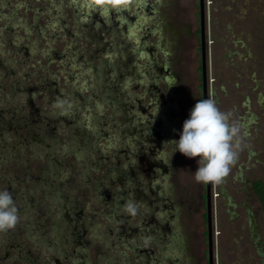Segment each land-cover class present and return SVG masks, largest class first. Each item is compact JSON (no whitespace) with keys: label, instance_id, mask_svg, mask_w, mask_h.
Instances as JSON below:
<instances>
[{"label":"rangeland","instance_id":"rangeland-1","mask_svg":"<svg viewBox=\"0 0 264 264\" xmlns=\"http://www.w3.org/2000/svg\"><path fill=\"white\" fill-rule=\"evenodd\" d=\"M78 1L0 0V191H9L16 207L28 210L25 218L18 213L19 222L14 229L0 232V243H43L42 247H46L52 243L48 234L55 229L49 218L54 214L61 217L64 212L56 209L66 204L74 207V202L81 199L84 219L91 222H86L84 244L77 249L83 259L77 258L76 264H110V98L103 97L101 101L99 82L93 79L95 74L101 77L104 71L105 86L110 85V67L116 69L113 64L119 59L110 51V29L93 39L95 47L87 46L85 40L89 37L79 38L81 17L83 23L94 29L103 25L109 28L110 12L104 24L98 19L84 22L92 11H101L87 8L86 0H82L81 13ZM146 4L160 14H140L138 20L143 26L147 22L146 27L157 32L143 45L139 41L142 28L137 29L134 35L139 37L138 43L125 53H131L136 60L129 64L125 75L132 78L135 73L140 74L148 87L151 80L163 88L159 73L148 64L160 61L164 53L172 54L171 61L177 66L174 69L182 74L179 93L184 101L178 103L180 113L167 109L158 116V109L153 108L151 113L155 117L147 114V122L155 124L158 116L159 123L170 121V127L175 128L177 120H181L182 129L190 115L188 108L202 95L200 0H133L128 5L129 14L134 15ZM263 11L264 0H206L209 98L222 111L233 113L242 127L246 145L226 181L213 186L214 264H264V203L256 186L260 183L264 188ZM143 18L146 20L142 21ZM162 24L163 35H159ZM87 30L83 27L81 32ZM159 43L162 50H169L154 49ZM61 53L64 60L59 59ZM134 86L132 83L131 88ZM78 90L82 91V98L75 94ZM105 90L102 95L110 93V89ZM147 90L130 95L140 97ZM96 115L105 117L100 125L94 124ZM66 120L73 122L69 129ZM89 126L93 134H105L108 141L99 143L98 153L85 150L81 157L85 162L79 164V157L72 152L75 140L67 136L76 127L84 131ZM173 150L170 147L166 154L169 164L177 163L176 184L163 178H142V190L151 198L155 194H171L173 185L178 203L183 197L196 199L206 188L193 179L199 158L189 159L179 152L173 154ZM66 152L69 155H64ZM93 161L103 167H89L87 162ZM103 177L105 182L98 185ZM54 194H63L68 201L61 197L56 206L51 203ZM178 203L175 204L179 208ZM188 207L190 210L191 205ZM188 212L185 209L186 215L172 223L173 231L179 233V242L172 243L173 259L164 264H210L208 227L203 222L202 210ZM160 214L163 216V212ZM24 220H28L25 228L20 227ZM72 230V226L66 230L62 224L58 243H72L68 240ZM41 251L43 248L34 254L46 260Z\"/></svg>","mask_w":264,"mask_h":264},{"label":"flooded vegetation","instance_id":"flooded-vegetation-1","mask_svg":"<svg viewBox=\"0 0 264 264\" xmlns=\"http://www.w3.org/2000/svg\"><path fill=\"white\" fill-rule=\"evenodd\" d=\"M78 2V11L82 13L83 1L79 0ZM152 8L154 7L149 6L147 8V4L142 7L140 6L138 8L139 11L137 12L136 10L134 15L129 14L128 6L120 11H110L109 28L103 25L102 28L94 29L83 23L81 17L79 22L80 27H88L89 30L84 33L81 32L83 27L78 28L80 39L81 37L90 38L89 40H85L88 47H91L92 44L94 45L92 41L94 42L93 39L95 37L99 38L101 33H108L107 30L110 29V35L113 37V40L110 41V51L115 52L119 59V62L117 61L116 64H113V68L116 69L110 67V80L108 81L107 79L110 85L105 86V79L102 77L104 71H102L101 77L95 74L93 79V81L99 82L97 86L100 88L99 93L101 95L99 98L101 101L103 97L110 98V264H164V261L169 262L171 260L170 258H172L170 253H173L171 247L174 244L172 245V243L179 242V233L173 231L172 223L176 222L181 216L186 215L187 212L184 213L185 209L189 211L188 213L202 210V219L209 231L208 213L212 207L213 226V198L210 200L208 198V185H206V188H202L201 193L197 195L198 197L196 199H186L183 197L179 199V203L175 195H173V185L170 189L171 194H155V196H151L152 199L142 190V180L140 181L142 178L146 180L163 178L164 181H170L172 184H176L178 180L177 163L172 161L169 164L170 157L166 152L170 147H174L169 142L179 140L182 121L177 120L178 126L173 128L170 127V121H163L162 124L159 123L158 116L163 113L162 110H170L179 114L180 107L178 103L184 101L181 96L182 94L179 93L182 74L175 71L174 68L177 66L171 61L173 60L172 54L164 53L161 55L160 61L154 60V63L148 64V67L152 68L151 70L159 73L158 81L163 83V88L151 80H149L151 83L148 87L143 83V77L140 74L135 73V77L132 78L125 75V71L130 68L128 67L130 66L129 64L133 60H136V58L130 56L131 53L129 55H125V53L126 51H131V48L138 43L136 41L138 36L136 37L134 35L135 32L138 33L137 29L140 30L142 28V35L139 41H142L143 45L146 40L150 39L157 32H153L152 27L147 28V22L143 26L138 20L140 14L147 16L149 13L148 15L153 17L160 14L155 10L151 11ZM102 12L104 11H92V16L86 15L87 19H84V22H93L94 19H98L99 22L104 24V18H109V13ZM54 13L58 12L54 11ZM51 15L53 16L54 14L52 13ZM88 18L90 19L88 20ZM143 20L145 21L146 19L143 18ZM106 28L107 30H105ZM158 29L159 35H163L164 25H160ZM70 36L77 37L72 34ZM160 42L164 46L162 38ZM161 44L159 43L154 49L164 51L161 48ZM101 48L104 47L101 46ZM147 49L145 48V50ZM59 59L64 60V54L61 53ZM83 61L87 62L86 60ZM63 62L61 64H64ZM83 74L82 76H84ZM85 75L87 77V74ZM132 83L135 85L134 88H131ZM106 88L110 89V93L108 92V94L102 95L103 91H106ZM144 88L148 90L142 96L131 97V93H135ZM201 89L202 95L198 96V99H204L203 81L201 83ZM75 94L82 98L83 93L81 90L76 91ZM207 94L209 98V84L207 85ZM147 99H149L148 104H146ZM171 100L175 102L173 105L170 104ZM193 107L194 105L188 109H192ZM153 108L158 109L155 124L154 121L153 124L152 122H147V114L155 117L151 113ZM166 114L168 116L167 112ZM102 120H105V117L96 115V122L94 124L100 125ZM65 122V126L69 129L70 122L72 121L66 120ZM1 133L2 129L0 130ZM71 135L69 137L67 136V139L72 138L75 140L76 148L72 152L79 157L77 158L79 164L85 162L81 159L85 150L98 153L100 151L98 149L99 143L104 140L108 141L105 138V134H100V136L96 133L93 134L92 127L90 126L84 131L76 127ZM64 155H69V153L66 152ZM87 163L90 164L89 167L94 166L98 170L103 167V164L100 165L96 161ZM59 164L61 163L59 162ZM104 179L105 177L102 178L98 185L103 181L105 182ZM212 193L213 185H211L210 189V194ZM61 197H64L65 202L68 201L63 194H54L51 197L53 199L51 203L58 206L59 203L57 201ZM80 201L81 199L75 201L74 207L69 208L68 204H66L61 209H56L59 212H64L61 217L54 214L49 218L52 227L55 225V229L48 234L52 238V243H48L46 247H42L44 245L43 243H31L32 245L30 246L29 243H25V246L24 243L22 245L18 242L0 243V264L3 262H7L8 264H52V261L56 264H76L77 258L82 260L83 255L77 249H81L84 244L82 241L84 240V234L86 232L85 225L90 220L86 221L84 219L85 213L79 204ZM129 201L135 202L138 208L137 215L134 217L127 215L123 210L124 205ZM158 202L161 205L157 206ZM175 203L180 204V207L178 208ZM154 204L156 206H153ZM189 205H191V212L188 207ZM27 212L26 207L18 208V213L21 216L24 215L23 218H25ZM160 212H163V216H161ZM36 219L41 221L44 220V217L36 216ZM106 221L108 220L106 219ZM26 222L28 220H24V223L22 222L23 224L20 227H27ZM62 224L66 225V230L67 226L73 227V230L69 232L70 237L68 239L72 243H58L56 240L58 236H61L58 229L61 228ZM40 248H43L41 252L47 258L46 260H42V258H38L34 254ZM181 248L186 250L183 245ZM9 256L11 257L8 258ZM176 260L179 261V257Z\"/></svg>","mask_w":264,"mask_h":264},{"label":"clouds","instance_id":"clouds-1","mask_svg":"<svg viewBox=\"0 0 264 264\" xmlns=\"http://www.w3.org/2000/svg\"><path fill=\"white\" fill-rule=\"evenodd\" d=\"M86 2L93 10L110 12L126 8L133 0ZM169 143L174 145L173 154L179 152L189 159L199 158L193 179L197 184L213 186L226 181L246 147L240 123L231 111H222L213 98L198 100L183 123L179 140ZM123 210L133 217L138 212L133 201L127 202ZM18 222V208L12 194L7 190L0 191V232L14 229Z\"/></svg>","mask_w":264,"mask_h":264},{"label":"water","instance_id":"water-1","mask_svg":"<svg viewBox=\"0 0 264 264\" xmlns=\"http://www.w3.org/2000/svg\"><path fill=\"white\" fill-rule=\"evenodd\" d=\"M200 19H201V65L203 73V88H204V99L208 98L207 85H208V75H207V58H208V42H207V32H206V0H200ZM211 184H208L209 200L212 199V194H210ZM212 207L208 213V241H209V261L210 264H214V234L212 226Z\"/></svg>","mask_w":264,"mask_h":264},{"label":"trees","instance_id":"trees-1","mask_svg":"<svg viewBox=\"0 0 264 264\" xmlns=\"http://www.w3.org/2000/svg\"><path fill=\"white\" fill-rule=\"evenodd\" d=\"M257 191L260 194V198L262 200V202L264 203V188L262 186V184L258 183L257 185Z\"/></svg>","mask_w":264,"mask_h":264},{"label":"crops","instance_id":"crops-1","mask_svg":"<svg viewBox=\"0 0 264 264\" xmlns=\"http://www.w3.org/2000/svg\"><path fill=\"white\" fill-rule=\"evenodd\" d=\"M264 12V11H263ZM262 16H264V13H262Z\"/></svg>","mask_w":264,"mask_h":264}]
</instances>
